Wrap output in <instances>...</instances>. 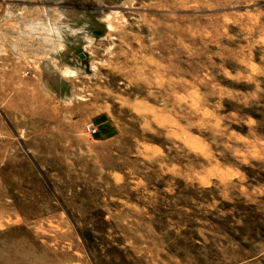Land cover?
Instances as JSON below:
<instances>
[{
    "label": "rangeland",
    "instance_id": "rangeland-1",
    "mask_svg": "<svg viewBox=\"0 0 264 264\" xmlns=\"http://www.w3.org/2000/svg\"><path fill=\"white\" fill-rule=\"evenodd\" d=\"M0 264H264V0H0Z\"/></svg>",
    "mask_w": 264,
    "mask_h": 264
},
{
    "label": "bare ground",
    "instance_id": "bare-ground-1",
    "mask_svg": "<svg viewBox=\"0 0 264 264\" xmlns=\"http://www.w3.org/2000/svg\"><path fill=\"white\" fill-rule=\"evenodd\" d=\"M44 9L40 10L41 11L40 14L43 19L38 18L31 20V22H29L30 24L29 23L26 24L28 30L26 32L30 34L33 33L34 36L38 38L40 37L44 44V48L48 52H58L59 50H63L65 47V43L63 41L62 33H61L62 28H60L63 25V23H60L63 15L57 9H54L53 15L49 16L50 15L49 12ZM20 30L22 31V29ZM67 30L68 32H70V34L76 33V30L72 28H68ZM91 43L92 42H90V44ZM47 47H49V49H47ZM63 73L65 76L70 75L71 73L73 74L72 71H67V70H65ZM43 86L45 89L48 87V90L53 93L52 88L51 86H49V84H43Z\"/></svg>",
    "mask_w": 264,
    "mask_h": 264
}]
</instances>
